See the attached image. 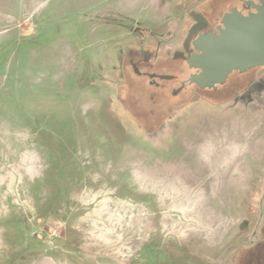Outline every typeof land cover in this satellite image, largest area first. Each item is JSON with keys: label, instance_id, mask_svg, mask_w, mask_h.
Returning a JSON list of instances; mask_svg holds the SVG:
<instances>
[{"label": "rangeland", "instance_id": "374dc122", "mask_svg": "<svg viewBox=\"0 0 264 264\" xmlns=\"http://www.w3.org/2000/svg\"><path fill=\"white\" fill-rule=\"evenodd\" d=\"M215 1L0 0V264H264V90L175 95Z\"/></svg>", "mask_w": 264, "mask_h": 264}, {"label": "water", "instance_id": "95a60500", "mask_svg": "<svg viewBox=\"0 0 264 264\" xmlns=\"http://www.w3.org/2000/svg\"><path fill=\"white\" fill-rule=\"evenodd\" d=\"M250 5L255 12L244 16L234 10L224 16V28H219L218 33L201 34L193 42V47L201 54H191L187 64L191 70H201V73L192 75L176 90L175 95L181 93L187 83L202 90L213 89L217 85H225L235 71L245 73L264 67V0H259V4L250 2ZM201 30L190 31L186 41L187 50L193 36ZM142 51L145 52L144 49ZM134 68L140 74L137 66ZM150 78L155 79L157 76L150 75ZM159 78L166 81L173 79L170 76Z\"/></svg>", "mask_w": 264, "mask_h": 264}, {"label": "flooded vegetation", "instance_id": "af4514ba", "mask_svg": "<svg viewBox=\"0 0 264 264\" xmlns=\"http://www.w3.org/2000/svg\"><path fill=\"white\" fill-rule=\"evenodd\" d=\"M250 2H254L255 4H259V0H216L215 3H211L208 5L202 4L201 6H195L194 8L188 10L187 17L191 19L188 24L185 26L184 29H190L188 31L187 37L184 39L182 46H181V53L180 56H178L176 59L180 58L182 59L187 67H188V58L191 54H201L199 51L195 50L193 47V42L199 38L201 34H207L209 32H215L218 33L219 28H224L223 19L226 14L233 13L234 10L239 11L244 16H248L250 12H255L253 7L250 5ZM192 29H202L201 31L197 32L192 40L189 42V50L186 49V41L189 36V33ZM145 48L141 47L140 51L137 53V56H133L130 59V65L132 67V71L135 72L134 66H137L138 70L139 66H141L143 63H150L153 59V57L142 50ZM184 56H181V55ZM264 67L256 68L253 70H250L245 73H241L239 71L233 72L228 80L227 83L223 86L217 85L213 89H206L202 90L196 85H190L186 84V87L184 88L183 92L188 89H193L195 91V99L200 100H212L209 97L214 96H226L230 91L236 90V96L239 97L240 94H249V93H256V96H259V92L264 90V76L261 73V70H263ZM201 70H191L189 67L186 71V78L182 80L179 83V86L177 87V90L182 87V84L187 82L189 78L192 75L200 74ZM138 76H146L148 79H150V82L152 85L156 87H161L160 81H166L161 80L158 75L151 74V73H143L140 71V74H137ZM150 75H155L157 78L151 79ZM175 78L173 77L172 80ZM169 80V81H172ZM235 91V90H234ZM206 95V96H205ZM235 96V97H236ZM250 98V96H249ZM258 98V97H257Z\"/></svg>", "mask_w": 264, "mask_h": 264}, {"label": "trees", "instance_id": "16d2710c", "mask_svg": "<svg viewBox=\"0 0 264 264\" xmlns=\"http://www.w3.org/2000/svg\"><path fill=\"white\" fill-rule=\"evenodd\" d=\"M124 92L126 93V91L124 90ZM125 93H123V91L120 89V92H119V95H118V98H123V97H125ZM130 95V94H129ZM131 96V95H130ZM132 97V96H131ZM137 102V101H136ZM131 111H132V109H131Z\"/></svg>", "mask_w": 264, "mask_h": 264}]
</instances>
